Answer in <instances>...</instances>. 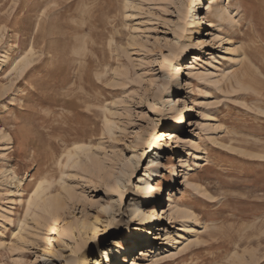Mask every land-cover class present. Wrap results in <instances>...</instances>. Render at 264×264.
<instances>
[{"label":"rangeland","instance_id":"obj_1","mask_svg":"<svg viewBox=\"0 0 264 264\" xmlns=\"http://www.w3.org/2000/svg\"><path fill=\"white\" fill-rule=\"evenodd\" d=\"M196 1L0 0V264H52L61 217L54 264H94L136 230L154 132L156 203L140 210L159 222L135 262L264 264V0ZM120 155L141 158L122 192L104 183ZM39 183L61 205H28Z\"/></svg>","mask_w":264,"mask_h":264},{"label":"bare ground","instance_id":"obj_2","mask_svg":"<svg viewBox=\"0 0 264 264\" xmlns=\"http://www.w3.org/2000/svg\"><path fill=\"white\" fill-rule=\"evenodd\" d=\"M212 2V0H209ZM197 1L195 0L194 3ZM199 6V4H193L192 10L190 16V24L194 25L198 22V20L195 18L194 10L195 8ZM212 11V5L210 4L207 7V12L210 13ZM187 55L186 51L183 52L177 60H175V65L171 67V71H176L179 67V63L184 60L185 56ZM31 60V59H30ZM190 63H187L186 71L191 72L196 68V66L199 65L201 62V58L196 55L193 56L192 59H190ZM25 64V61L22 60ZM22 64V63H21ZM31 64V63H26ZM23 65V64H22ZM21 65V66H22ZM24 66V65H23ZM28 66V65H26ZM25 66V67H26ZM24 68V67H23ZM25 69H23L24 71ZM22 71V72H23ZM168 71V70H167ZM19 72V71H18ZM176 73V72H175ZM174 73V74H175ZM169 75V74H168ZM169 91H172V87H168ZM186 122L183 120V118H180L176 123V131H173L167 135V140L170 141V143H176L179 140V132L181 130H184L186 127ZM114 128H109L107 131L109 133L113 132ZM162 133H153L148 138L143 140L141 144H138L139 147L148 149L150 148L152 157L148 160V166L150 169L145 171L143 180L139 182V186L136 185L135 188L141 189L144 191V198L141 200L140 205L136 204L132 211H130V216L132 219L136 220L139 223V227L134 231H126L125 236H119L116 235L112 238H110L107 241V244L102 248L98 249V259L94 261V264H137L135 260H138V255L144 257L145 253L144 249H137L141 245H143L146 242H149L153 239L152 237V230H156L154 225L159 222V218H157L156 215H145L142 210H140L142 207H148L151 205H154L156 201L154 200V197L152 196V192H157L158 189H156V185H151L150 181L154 176L158 174L155 170L152 169V167L157 168L158 164L156 162V158L159 157V150H160V144L162 142L163 138ZM137 146V147H138ZM76 151H84L82 148L76 149ZM70 158L72 155H68ZM90 157V156H89ZM122 156L114 157L109 164V173L107 174L106 178L104 179V183L108 186H111L112 189H116L117 191H121L123 189V186L125 184V181L132 177V175L135 172L134 166L136 165V162L134 161L136 158L138 161L141 162L140 157L133 156L130 160V163L128 164L129 167L126 168L124 164H122ZM88 160V159H87ZM125 188V187H124ZM45 188L43 183H39L37 187L34 189L32 195L29 199V204L31 206H34L38 208L42 205L46 211L53 210L58 207V205H61L60 200L57 198H53L51 202H48L47 200H44L42 197L44 196ZM132 192H135L132 190ZM120 193V192H119ZM41 203V204H40ZM169 208L171 211H173V198L171 195H169ZM44 211V212H46ZM36 215V214H35ZM165 215V213L162 214V217ZM177 215L180 217V212L177 213ZM161 217V219H162ZM73 230H76L78 234H80V230H86L88 229L86 225H79L75 224L72 228ZM67 232V222L63 217L59 218V220L56 222L54 228H53V234H52V243L54 244V248L52 249L50 253V263L54 264L57 262L62 261V254H61V246L63 245V241L66 237ZM148 243L147 245H149ZM144 245V248L147 246ZM130 258V260H129ZM132 258V259H131ZM67 264H87L85 259V254H81L78 258L69 261Z\"/></svg>","mask_w":264,"mask_h":264}]
</instances>
